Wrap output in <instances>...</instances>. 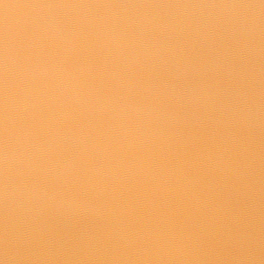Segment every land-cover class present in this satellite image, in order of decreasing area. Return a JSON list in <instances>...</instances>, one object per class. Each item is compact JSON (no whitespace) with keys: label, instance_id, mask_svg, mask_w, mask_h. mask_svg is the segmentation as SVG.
Segmentation results:
<instances>
[{"label":"water","instance_id":"95a60500","mask_svg":"<svg viewBox=\"0 0 264 264\" xmlns=\"http://www.w3.org/2000/svg\"><path fill=\"white\" fill-rule=\"evenodd\" d=\"M0 264H264V0H0Z\"/></svg>","mask_w":264,"mask_h":264}]
</instances>
